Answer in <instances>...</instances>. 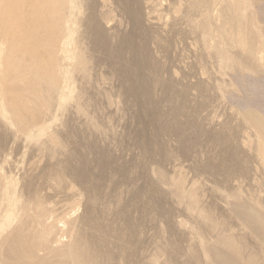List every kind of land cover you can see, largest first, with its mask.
<instances>
[{
    "label": "rangeland",
    "instance_id": "1",
    "mask_svg": "<svg viewBox=\"0 0 264 264\" xmlns=\"http://www.w3.org/2000/svg\"><path fill=\"white\" fill-rule=\"evenodd\" d=\"M143 1L144 0H141V4H140L141 5L142 20L140 21L139 26H138V24L136 25L138 28L137 30H139V35H137L135 37V43L138 44L139 46L142 44V43H140L141 38L145 37V35L147 36L150 33L145 28L146 27L149 28L152 31L151 37L153 39V41L150 43V45H148L149 53L153 56V58L157 62H159L161 64V70L160 71H158L156 73H153L151 71L149 75L146 74L145 80H147L148 83L146 84L145 88H142V90L144 91V93L146 95V97H144V98H146V99L143 98L144 101L140 102L139 101L140 93H138L137 90H136L137 91L136 93L131 91V89L134 90V88H131L130 86L128 87V84L126 83L124 78L118 74H115V71L113 69H110L109 64L106 61L104 62V60L101 56V53L94 52V51H92V49H91V51H89V49L91 48V39L89 38L90 41H88L89 39L86 38V35H85V38L83 37L84 35H82V37L84 38L83 39L81 37L83 39V43L85 42L87 45L85 43L84 44L87 47L85 45H82V47L80 46L82 43V39L80 37L79 38L81 39V42H79L78 46L81 47V48L79 47L80 49H82L84 47L87 48L88 52H90L88 54H91V53L94 54V55L91 54V56L90 55L86 56V57L89 56L87 58L89 61V64L91 62L92 63L94 62V65H93L94 68L90 64L92 69L90 66L88 67V65L86 67V69L90 68V69H88L89 71H91V72H89L90 74L88 73V71H86V69H85V71H83V75H82V73L80 74V72H79V74H78V72L74 73L75 77H73V82H74V80H76V78L79 79V78H82L81 76L86 75V74H84V72L89 74V75H87V77L89 76L90 78H92V75L96 71L95 74H98L99 76H96L94 74V76H93L94 78H92V80H91V81L94 80L93 81L94 86L90 85L92 83V82H90V78L89 77L87 78L84 76L85 77L84 80L87 79L85 81L86 83L83 80L84 77L81 79L79 84H77V80H76V82H74V88L72 90V93L70 94V97H69L67 102L59 103L57 101V104L53 103V104L49 105V103H51V101L53 102V100H50V98L48 97L49 102L47 101V104L50 107L52 106L51 108H53V105L55 104L54 105V106H56V107H54L55 112L52 111L53 109L51 110V108L45 107L44 105H46V104H43L40 107V108H42L41 110H44V112L43 111L40 112V117H41L40 122H43L42 124L44 125L45 130L42 132V135L35 137V139L30 138L29 136H24L25 134H22V133H21V137H20L19 132H16L18 134V136H17V134L14 135V132L17 131L16 129L14 130V128H16V127L13 128L12 127L13 125L12 124L10 125V123H8L9 121L7 120L8 121L7 122L5 119H4L5 125H3L4 123L0 122V124L2 123L1 127H2V125L5 126L2 129L3 131H1V128H0V151H1L0 152V168H1L0 171L2 172V174L0 172V174H1L0 176H3V174L5 175V174L9 173L8 175H6L7 176L6 179H4L5 178L4 176L1 177L2 180L3 179H4V181L8 180V182L6 181L5 182L6 184H5V183H3L4 181L2 182V180H1V182H2L1 184H4V185H1V184L0 185L1 186L6 185L4 187L5 189L4 188L3 189L8 190L11 187L10 185H14L15 182H16V184L19 183L18 185L15 184L16 185L15 188L19 187L18 188L19 190L16 191L15 189H13L15 186L14 185V186H12L13 188H10L13 190L8 191L9 193L10 192L12 193V191L15 190L14 192H16V193L15 194L12 193L11 195L13 196V199L14 198H15V200L17 199L16 203L20 202L19 203L20 205L17 204L19 206H21V204H23L24 201L27 200V198L30 201V199L31 198L33 199V197L35 195L39 196V197H37V196L34 197V200H36V202L39 201V202H37V204H36V202L34 204L33 201H30V202L28 201V203L31 204V205L29 204L28 206L31 207L32 205L41 204L40 206L43 207L45 204V206H46V207L44 206L45 211L47 209L50 212L53 209L52 214H50L51 212L50 213L48 211L47 212H48V214L52 215V217L57 218V221H54V222H57L55 225H57L59 223L58 225H60L61 230L58 227V225H57V227H58V230L60 231L59 232L60 234L58 233V230L56 229L57 227L53 226L54 225L53 219H55V218H52V223H51V221H49V220H51L50 219L51 216L49 215L50 217H47V218L49 219L48 223L51 225L53 224L52 225L53 230H55V229L57 230L54 232H57L59 235V236L56 235V238H55V239L59 240V241L57 240V243L58 242L60 243L59 247L61 248V246H64V247L67 246L69 239H71V238H69L70 234H71L72 240H70L69 244L72 243L73 241H76V235H73V234L77 233V238L79 237V239H77L78 242L80 241V239L83 242V243H81V241H80V245L82 244L81 248L82 247L84 248V249L82 248L81 250H82V252L84 251L83 253H85L86 251L87 252L89 251L87 253V256L85 254V257L92 264H95V262L97 260L98 261L96 264H99L100 262H101V264H164V263L165 264H196V263L197 264H199V263L200 264H207L208 262L206 263L205 262L206 260L204 261V259H206V258L201 256L202 253H204V248H205L203 245L206 246L208 244H211V246L209 245V247L213 248L214 245L216 244L215 245V247H216V246H218L217 242L220 241L219 239H222V237H224V236L231 238L233 242L235 239V244L237 246V249H239L241 247L240 250L241 249L242 250L241 251L238 250L239 257L241 256L240 260H242L241 258H243V257H245L244 259L247 260V258H249V256L247 257V255H250V256L252 255L251 257H253V258H254V256L257 259L259 257V259L256 260V262H257L256 264H264V259H263L264 255L262 253V248L260 247L258 242L256 243V241H257L256 238L249 231H248V233H246L247 231L245 229L243 230V228H244L243 225H242L243 227L241 228L242 223H240V221H239V224H238L237 218H235L236 216L234 215L235 217H233V215H232V213H233V211L231 210L232 207L230 208V206L234 205L237 201H239V203H241V204L245 203V204H249V205L251 204V201H252V204H254L255 199L257 201V203L255 201V204H254L255 206H258V208H259L260 202H261V205H264V167H263L264 161H262L261 157H258L259 155L257 156L258 151H257V147L255 145H257L258 139H257L256 133H254L256 131L254 130L253 127H251L249 125L247 120H244L243 116H241L242 112L245 113L247 110L249 112L254 111L252 113L256 114L260 119H263V121H264V71H263L264 68H263V70L256 69L254 71L253 69H255V68L253 66H251V68L248 67L249 70H246V71L244 70V72L245 73L249 72V73L245 74L242 71L244 75L241 72H234V71L228 70V69L226 71V69L224 70V68H222L221 66L220 67L224 71H220L221 68L219 67L220 69H218L219 62L216 61V60H218L217 57H215L212 54V51H210L209 47H208L209 52L206 51L207 46L205 49L204 48L205 45H203L204 44L203 42H201L202 43V46H201L200 36H198V34L196 36V33L193 31L194 30L193 27L190 26L191 25L190 20L194 21V22H198L195 20H199V18H198L199 15H202V17L201 16L200 17L203 19L204 16L207 17L209 15L208 12L210 11L211 16L209 15V17L213 18V21L215 20L213 28L216 27L215 23H217V27H216L217 30H218V28L219 29L222 28L224 30H227V29L229 30L228 27H230V28H232L231 30H229L230 34H231V32L233 33L234 32V31H232L233 26H231L230 24L228 25L226 19L223 16L225 13L223 12V14H221L223 7H224L223 11H225V9H226L225 7H227V3L230 1L233 2L232 0H222V1L216 0V3H214L215 0H207V2H205L206 0H204V1L199 0L201 3H204V4H201L200 8L202 9V7H204L203 10L205 9L207 12L205 10L204 11L202 10L200 12L198 11L195 13L191 12V10L189 8L191 6V3H189L190 0L189 1L187 0V3H185L186 0L185 1L180 0L181 2L185 3L184 4L185 6H180V5H183V3L181 4V2L179 0H177V2H179V5L176 2V0H167V1L165 0V2H162V0H155V1L150 0V2L154 3L155 5L150 3L148 0L145 1V4ZM209 1H211V3L213 2L215 7L214 6L212 7L213 4H210ZM217 1H218V3H223V4L220 5L217 3ZM236 1H239V0H236ZM240 1H242V0H240ZM157 3H158V5L156 6ZM169 3H172L173 6L175 5L174 8H173V6H171L172 4H169ZM161 4H162V6H159ZM187 4H188V6H186ZM225 4H226V6H225ZM151 5H153V6H151ZM206 5H207V8L210 7L213 9H211V10H210V8L207 9ZM248 5H246L245 8L242 7V10H245V12H247L249 10L247 15H250L251 13H253V16H251L252 14L250 16L253 17L256 27L253 28L254 30L251 29L252 32L254 31L253 33H255V37L251 32H249L250 30L246 29L247 30L246 31L244 29L247 32L246 36L249 35L248 38H250L251 41L253 38L256 39V40H254L255 42L257 41V38H258V40H262L263 44H264V0H251V4H250L251 6H248ZM149 6H150V8H149ZM178 6H180V7H178ZM144 7H147V8H144ZM181 7H183V8H181ZM187 7H188V10H187ZM178 8H180V9H178ZM247 8H249V9H247ZM146 9L149 10V12H151V11H152V13L154 12L153 14L150 13L151 15H154L155 13H157V14L160 13V14L159 15L155 14L156 17L154 15V18H152L153 16L151 17V15H148L149 12L146 11ZM150 9H151V11H150ZM177 9H178V11L179 10L180 11L177 12ZM82 10H83V8H82ZM173 10H174V12H173ZM219 10H221L220 13H219ZM84 11H85V8L81 12V17H83V18L86 16V14H84V13H86V11L85 12ZM181 11H182V13H181ZM188 11H190V12L188 13ZM211 11L212 12L214 11L215 13H212ZM201 12H203V13H201ZM127 13H128V10L126 11V15H123V17L121 19L120 25L121 24L122 25H121V28H119L120 30H118V32H117L119 34L116 36L114 35L115 33H113V29L115 28V24L114 23L107 24L106 22H102L103 30L106 33L110 34V36H112L111 38H112L113 42H115L116 38H118V37L126 36L127 33L130 31L131 27H133L135 25V23L131 21L129 15L127 17ZM175 13H177L178 15L180 13V15L178 16ZM185 13H187V14H185ZM196 13H197V16H195ZM207 13H208V15H207ZM183 14H184V16H183ZM176 15L178 17H176ZM218 15H219V17L223 16V18L221 17L220 19H218L219 18V17H217ZM147 16L150 18L148 19ZM186 16H188V17H186ZM212 16H215V18ZM157 17H158V19H157ZM164 18H165V20H164ZM183 18H185V20ZM187 18H190L189 24H188V21H186ZM194 18H197V19H194ZM148 20H152V21L154 20L153 22H155V20H156L157 24L156 23L154 24L151 21L149 22ZM158 20H159V22H158ZM175 20H177V21H175ZM221 20H223V22L219 23ZM147 22H148V24H147ZM172 22H174V23L172 24ZM150 23H152V24H150ZM225 23H226L227 27L225 26ZM140 24H142V25H140ZM164 24H166V26ZM175 24H176V26H175ZM82 25H83L82 22L78 23V25H77L78 31H80V33L82 32L81 34H83V32H84L83 30L85 29L84 25L83 26ZM218 25H219V27H218ZM156 26H157V29L155 28ZM164 26H165V28H162ZM157 30H159L160 32ZM183 31H185V32H183ZM188 31H190L192 33L188 32ZM179 34H181V35H179ZM250 34H252V36ZM154 35L157 38H155ZM192 35H194L195 37L194 36L192 37ZM186 36H188V37H186ZM230 36H231L230 42L232 45L233 44L232 43L233 38L235 37V35L231 34ZM258 36H260V37H258ZM198 37L200 38L199 42H197V40L199 39ZM260 38H262V39H260ZM86 39H87V41H85ZM161 39H162V42H163V40H164V42H166V43L163 42V46H162V43L160 44ZM156 40H158V41H156ZM215 40H218L219 41V42L217 41L218 43L224 42V40H221V39L219 40L217 38H215ZM154 41H156V42H154ZM178 41H180V42H178ZM157 44L161 45L160 46L161 49L159 47H157ZM175 44L177 47L175 46ZM231 45H229V46L232 48V50H234L232 47L233 45L232 46ZM153 46H154L155 50H154ZM226 46L229 47L228 45H226ZM230 47H229V49H230ZM204 51L206 54L207 53H209V54L206 55L204 53ZM258 52H260V53L256 54V55H258V57L263 56L261 58V60L263 59L262 60L263 63L259 62L262 66V64L264 65V53H262V51H260V50ZM202 54H203V56H202ZM261 54H263V55H261ZM210 56H211V58H210ZM212 56H214V57H212ZM156 57H158V58H156ZM202 57H204V58H202ZM207 58L208 59L210 58V60L212 59L211 62L209 60L210 63L208 62ZM103 65H104V67H103ZM163 65H164V67H163ZM202 67H203V69L206 67L205 70H203ZM103 68H105V69H103ZM162 68H163V71H162ZM244 69H247V68L244 67ZM251 70H253V73H259V74L253 75ZM92 71H93V73H92ZM215 72H216V74H215ZM250 72L252 73L251 75H249ZM226 73H229V74H226ZM76 74L81 75V76L77 77ZM101 74H102V76L100 77ZM222 74H223V76H222ZM97 77H98V79H97ZM103 77L105 78V82L107 81L106 82L107 84L104 82ZM107 77H108V79H107ZM109 78H111L112 81L109 80ZM224 78H226V79H224ZM96 79H97V81H95ZM227 79H229L230 81ZM87 81H88V83H87ZM102 81L105 84H103ZM78 82H79V80H78ZM83 82L86 84L85 87L87 86L86 87L87 89L86 88L84 89V84H81ZM110 82H112V84ZM96 84H97V86H96ZM100 84H102V85H100ZM88 85H89V87L92 88V89L90 88L91 90H94V87H96V89H98L97 87L100 88L103 85L105 87L100 88V89L103 88V90L101 91V94H100L99 93L100 89H98L99 92L96 91V89L92 92H91V90L89 91ZM106 86H108V87H106ZM81 88H82V91H84L83 93L87 94L88 93L87 91H89L90 94L89 95L85 94L87 96V97H85V95L81 92ZM221 88H222V91H221ZM231 88H233V89H231ZM78 91H80L79 92L80 96H77ZM95 92H97V93H95ZM152 92H154V93H152ZM217 92H219V93H217ZM142 93L143 92H141V94ZM147 93H148V97H147ZM82 95H84L85 100H87V101H85L84 98H81V100H80L81 102L79 101L77 103V101L79 100L78 97L79 98L83 97ZM222 95H223V97H222ZM51 96L54 97L53 95H51ZM88 96L90 97V99ZM52 97H51V99H54ZM94 97H95V99H94ZM55 98H56V96H55ZM222 98H224V99L221 100ZM75 99H76V101H75ZM55 100L56 99H54V101ZM88 100H89V102H88ZM93 100H94V102L96 100V102L94 104H93ZM84 102L86 104H84ZM87 102L89 104L91 102L92 105H89ZM70 104H71V107H70ZM76 104H80L82 106L80 107V105L78 106ZM86 105L88 108H85ZM112 105H114V106H112ZM72 106H73V108H72ZM76 106L80 109L83 108L82 109L83 112L86 111L84 109H87V111H86L87 114H86V112L84 114L82 111H80V110L78 111V108ZM43 107H45L47 109H44ZM66 107L68 108V110ZM74 109L76 111V114L73 111ZM88 109H89V111H88ZM45 110H47L48 112ZM50 110L53 113H51ZM39 111H40V109H39ZM111 111H113V112H111ZM88 112H90V113H88ZM41 113H42V115H41ZM237 113H239V114H237ZM89 114H90V116H89ZM48 115H50L51 117H49ZM83 115H85V116H83ZM87 115L92 120L91 119L87 120L86 119V118H88ZM43 116L44 117L48 116L45 118L46 121L43 120V118H44ZM94 119H96L95 121H99V122L93 121ZM90 120L93 122H91ZM1 121H3V120H1ZM86 122H87V124H86ZM88 123L90 124V126ZM96 123H98V127H99L98 131L99 132L97 131V124ZM6 125H8L9 127H7ZM91 125L94 128L96 127V129L91 128ZM10 126H11V128H10ZM5 128H7V129H5ZM8 128L12 129L13 132H11V130ZM4 129L7 131V135L9 134L8 135L9 137L14 135L15 138H13V137L7 138L5 135L6 131L4 132ZM9 130H10L11 134L8 133ZM3 132H4V134H3ZM1 134L5 135V137L2 136ZM52 136L53 137L55 136L56 138L54 137L52 140V138H50ZM26 137H29V138L25 139ZM5 139H7V140H5ZM55 139H57L56 140L57 142L55 141ZM18 140H20V141L22 140L21 143ZM27 140H31V142H29ZM51 141H54L53 146H52ZM36 142H37V144H36ZM50 142H51V146L49 144ZM57 143H59V145ZM210 143H211V145H210ZM47 144H49V145L47 146V149H46ZM37 145H38V147H37ZM56 145L58 146L57 148H59V146L61 148V146H62V148H61L62 150L60 149V151H62V152L57 151V150H59V149H57V150H54V153H52L53 148ZM234 145H236V146H234ZM39 146H40V149L45 147V152L43 149L40 150ZM64 146H65V150H67L66 152L64 150ZM51 147H53V148L51 149ZM245 147H246V149H244ZM49 149L51 152H48ZM234 149L236 152L234 151ZM228 150H230V151H228ZM232 150H233V153H235V154L230 153ZM242 150H243V154H241ZM46 151H47L48 155L46 154ZM2 153H3V156H2ZM50 153H52L53 155L56 154L54 156L51 154V156H53L54 158L49 155ZM223 153L226 156H223ZM229 153H230V155H229ZM236 154H237V157H236ZM66 155H67V157H66ZM232 155H234L235 157ZM50 158L51 159L53 158L54 160L52 159V162H50L51 161ZM1 159L2 160L4 159L3 160L4 163L1 162ZM41 159H43V160H41ZM232 159L234 162V163L233 162L232 163L234 165L232 163H230L231 165L229 164V161L231 162ZM69 160L71 161V163ZM54 161L55 162L57 161L56 163H58V164L61 162L63 163V161H64V163H67L68 165L63 163L64 165L62 167L61 166L62 163H61V165L59 164L62 167L61 168L58 166V164L53 165ZM5 162H7V163H5ZM49 162L51 163V165H49L50 164ZM238 162H242V163H238ZM220 163H223V164H220ZM259 163H261L263 165H261ZM41 164H43V165H41ZM80 164H82V165H80ZM242 164L245 165L246 167L243 166ZM1 165L2 166L4 165V167L6 169L4 167H2ZM260 165L262 166V168ZM51 166L53 168L56 166V168H54L55 170ZM257 166H258V168H257ZM234 167H236L237 170ZM2 168L4 170H6L7 172L5 171V173H4V170ZM60 168H61V170H60ZM256 168L260 169V170H256ZM9 169H10V171H9ZM71 169H72L73 173L70 172ZM152 169H153V171H151ZM27 170H28V172H27ZM100 170H102L104 172L103 177H100ZM244 170L245 171L247 170V171L245 172ZM42 171H43V173H41ZM240 171H242V172L239 173ZM48 172H50L51 174ZM83 172L84 173L88 172L91 176L90 178L88 177V180L86 179L87 181L82 180L81 173H83ZM60 173L62 174V176H60L61 175ZM258 173H260V174H258ZM159 174L161 176H158ZM162 174L164 177L162 176ZM37 175L39 177L38 181H42V182L37 181V178H38V177L36 178ZM40 175L42 178L40 177ZM49 175L50 176L52 175L51 176L52 178H50ZM53 175H56V176L58 175V177L62 180V183L59 182L60 179H58V177L53 176ZM166 175H167V177H168V175L170 176V177H168L167 180L165 179ZM232 175H234L233 176L234 178L232 177ZM10 177L13 178V181L11 180ZM62 177H63V179H62ZM161 177H163V178H161ZM181 177H182V179H181ZM226 177L229 180L226 179ZM40 178H41V180H40ZM46 178L48 181L46 180ZM53 178H55L54 181H56V182L53 181L55 186L53 185V182H52ZM170 178L171 179L175 178L176 180L178 178L179 181H177V182L183 183V184H184V182L186 183V185L180 184L181 189H182V187H184L182 189V191L184 190L183 193L185 195H188V194L191 195V193H193L192 197H194V199H196L195 204H196V206H198L197 209L195 208L197 210V212H196V210H194V212H193L191 209H189V211H190L189 212L188 208H187L188 205H186V202L184 200L178 199L175 196V193L173 194L174 189H172V188H174V184L176 181L173 179L174 180V183H173V180H170ZM57 179H58V181H57ZM160 179H162V180H160ZM241 179H242V181H241ZM63 180H64V183H63ZM226 180H228V181H226ZM9 181H11L10 185H7L9 183ZM36 181L38 182V184H36L37 183ZM43 181H45L47 184ZM82 181H84V182H82ZM58 182L60 183V185ZM165 182H166V184H165ZM171 183L173 186L172 188H171ZM252 183H253V185H252ZM61 184H63V185H61ZM164 184H165L166 188H165ZM56 185H57V188L59 191L56 190ZM37 186L39 187V191H35V190H38V189H36V188H38ZM169 186L173 192H171V190L168 189ZM22 187L25 191L22 189ZM26 188H28V189H26ZM59 188H61V189H59ZM260 188L263 190H261ZM33 189H35V190H33ZM193 189H195L194 191H196V192H194ZM211 189H212V191H211ZM214 189H216V190H214ZM68 190H69V192H68ZM47 191L49 193H47ZM185 191H186V193H185ZM220 191L224 192V193L220 194ZM238 191H239V193L243 192L242 193L243 195L239 194ZM18 192H20V195H22L19 198V200H18V197L20 195L18 194ZM21 192H22V194H21ZM38 192H39V194H38ZM257 192L260 196L257 194ZM23 193H25L26 196ZM41 193H43V194L41 195ZM82 193H83V195H82ZM226 193L228 195H226ZM71 194H73V195H71ZM75 194H77V195H75ZM256 194L258 195V198H257ZM16 195H19V196H16ZM29 195H31V197ZM195 195H196V197H195ZM237 195H242V196H240V198H239V196H237ZM244 195H245V197H244ZM24 196L25 197L28 196V197L25 198ZM43 196H44V199L46 201L43 199ZM197 196L199 198H197ZM234 196H237L238 198L237 197L233 198ZM23 197H24V201L22 199ZM69 197H70V199H69ZM254 197H256V198H254ZM39 198H41V199H39ZM78 198H80L81 200ZM241 198H242V200L240 201ZM249 198H250V201L248 200ZM252 198H253V200H252ZM259 198H260V200H259ZM75 199H76V201H75ZM177 199H178V201L180 200L181 202L184 201L185 204H184V202L183 203L178 202ZM42 200L44 202H46L47 205ZM246 200L249 202L247 203ZM78 201H80V202H78ZM31 202H33V203H31ZM65 202H69V204H68L69 207L65 208V206L67 205V203H65ZM70 202H72L74 204H71ZM229 202L231 205H229ZM28 203H24V205H27ZM48 203H51V204H48ZM197 203H199V205H197ZM2 205H4V203H2ZM49 205L52 206L51 207L52 209L50 208ZM48 206H49V208H48ZM71 207H72L73 211L70 210ZM75 207H76V209H73ZM68 208H69V211H68ZM185 208L187 209L188 212L186 211ZM229 209L231 211H228ZM259 209L264 212L262 206ZM54 210L58 212L59 216L62 215L61 212H64L63 216L59 217ZM202 210H203V212H202ZM212 210L213 211L215 210V211L213 212ZM198 211L200 212V214ZM68 212H70V213H68ZM208 212H209V214L211 213L210 214L211 216L210 215L208 216ZM228 212H232V213H228ZM192 213H194V214L197 213L200 218L197 215L196 216L193 215ZM202 213H204V214H202ZM205 213H207V214H205ZM212 213H213V215H212ZM201 214L203 216L204 215L205 216L204 217L202 216V218H201V216H200ZM56 215L59 217V219ZM65 215H66V217H64ZM215 215H217L216 218L215 219L212 218ZM67 216H69V217H67ZM193 216H195V218ZM196 217L199 219V221H198V219H196ZM208 217L212 218V220L211 219L210 220L211 221L214 220L213 221L214 223H217V221L219 220L218 221L219 223H217L219 226L218 225L216 226L212 222L217 228L220 227L219 229H216L217 231L215 230V226L211 223V221L209 220ZM204 218L207 221L209 220L210 223L209 222L206 223V220H204ZM217 218H219V219H217ZM216 219H217V221H216ZM58 220L61 223L58 222ZM65 220H66V222H64ZM64 223H66V224L64 225ZM70 224L71 225L73 224L72 227ZM221 225L222 226L227 225L229 227V229L227 226H223L222 229L224 228L225 230H220ZM229 225L233 226V228ZM198 226H199V228H198ZM85 227H86V229H85ZM209 227H210L211 231H210ZM72 228H74V229H72ZM212 228L216 232H214L212 230ZM233 229L234 230L237 229V230L234 231ZM198 230L201 233H199ZM218 230L220 231L219 234H218V232H219ZM229 230L231 231V233ZM206 231H207V233H206ZM241 231L242 232L246 231V232L242 233ZM211 232H214L217 235L216 234L212 235L213 233H211ZM232 232H235L236 236H238V234H240L238 236L239 238H237L234 235V233H232ZM57 233H55V234H57ZM249 234H251V236H253L252 237L253 239L250 238L251 236H249ZM78 235H80V236H78ZM142 235H143V238H142ZM218 235H221V236L219 237ZM229 235H231L233 237H231V236L229 237ZM217 236L219 237V239L217 238ZM73 237H74V239H73ZM200 237H201L202 243L204 242L203 245L201 243L202 246L200 245V243H198V241L201 242L200 240H198V238L200 239ZM245 237H246V239H245ZM240 239H242V240H240ZM211 241H212V243H211ZM192 242H194V243H192ZM207 242H208V244H207ZM214 242H216V243L213 245ZM241 242H243V243H241ZM253 242L255 245L253 244ZM237 243H239V244H237ZM58 244L54 243V246L57 247ZM198 244L201 247H199ZM238 245H239V247H238ZM110 246H111V248H110ZM246 246H249V247L247 248ZM253 246H254V248H252ZM94 247H95V249H94ZM196 247H198V248H196ZM206 247L208 248V246H206ZM201 248H202L203 252H201ZM245 249H246V251H245ZM247 249H249V251ZM251 250H252V252H251ZM257 250H259V252L260 251L261 252L259 253ZM239 251L241 253L243 251L244 254L240 255ZM253 251H255V252H253ZM90 252H91V254H89ZM92 252H93V254H92ZM191 252H193V253L197 252L199 254L196 253L197 254V256H196ZM98 253H99V255H98ZM246 253H248V254H246ZM261 253L263 256L261 255ZM39 254H42V253L40 252ZM194 256H196L197 259ZM200 257H201V259H200L201 261H199ZM256 258H254V260ZM244 259H243V261H244ZM93 260H94V263H93ZM260 260L262 261V263ZM258 261H260V263ZM157 262H159V263H157Z\"/></svg>",
    "mask_w": 264,
    "mask_h": 264
},
{
    "label": "bare ground",
    "instance_id": "2",
    "mask_svg": "<svg viewBox=\"0 0 264 264\" xmlns=\"http://www.w3.org/2000/svg\"><path fill=\"white\" fill-rule=\"evenodd\" d=\"M145 1L144 0V4H145ZM150 2V0H148ZM155 1V0H154ZM167 1V0H166ZM180 1V0H179ZM185 1V0H184ZM189 1V0H188ZM204 1V0H203ZM222 1V0H221ZM233 2H228L227 3V7H225V11L224 10V7H223V10H222V13L223 12L225 13L223 16L224 18L226 19L228 25L230 24L231 26H233V30L234 31L233 33L231 32V34H234L235 37L233 38V46L231 45V34H230V31L232 28L228 27L229 30H224V29H219L217 30V23H215L216 25V29L213 28L214 26V21H213V18L209 17L210 15V11L207 13V17L204 16V18L202 19V15H199V20H195V21H198V22H194V21H191L190 18H187L186 21H188V24H189V20H190V23L193 27V31L196 33V36L198 34V36H200L201 38V42H203L205 45L204 48L206 49V46H207V52L208 51V47L210 48V51H212V54L217 57V59L219 60H216L217 62H219L218 64V69H220L221 67L224 68V70L227 69L228 70H232L234 72H241L243 74L244 70H249L248 67L251 68V66H253L255 69H253L254 71L256 69H261L263 70L264 68V65L259 63V62H262L261 58L263 56H260L258 57V52L259 50L262 51V53H264V44H263V41L262 40H258L257 38V41L255 42L254 40L256 39H252V42L250 40V38H248V36H246V31L247 30H250L249 32H251L254 37H255V33H253L251 31L254 30L253 28H255V21L253 19V13H251L250 15H247L248 11L245 12V10H242V7L245 8L246 5L248 6H251V0H242V1H234L232 0ZM158 2V1H157ZM162 2H165V0H162ZM170 2V1H169ZM177 2V0H176ZM181 2V1H180ZM207 2V0L205 1ZM210 4H213V2L211 3V1H209ZM225 2V1H224ZM152 3V2H150ZM156 3V2H155ZM175 3V2H174ZM178 5H179V2H177ZM183 2H181L182 4ZM187 3V0L186 2ZM183 3V5H180V6H185ZM189 3H191V6L189 7L191 12H200L203 10L204 7H202V9L200 8L201 4H204V3H201L199 0H190ZM188 3V4H189ZM216 3V0L215 2ZM218 3V1H217ZM141 0H0V122L4 123L3 125H5V121L4 119L10 123V125L12 124L14 130L16 129L17 131L14 132V135H16L17 133L16 132H19L20 134V137H21V133L22 134H25L24 136H29L30 138H34L35 137H38L40 135H42V132L45 130V127L44 125L42 124L43 122H40V112L44 110H41L42 108H40L43 104H46L44 105L45 107H49L51 108L50 106H48L47 104V101L49 102V99L48 97L50 98V100H53V102L51 101L50 104H57V101L59 103H65L68 101L69 97H70V94L72 93V90L74 88V82H76L77 80V84L80 83L81 79L85 76L87 77V75H89L91 71H89L88 69H86L87 65L88 67L92 65V67L94 68V62L90 63L89 64V61H88V57H86L87 55H90L91 54H88L90 52H88L87 48H82V45H85L83 43V39L85 38V35H86V38H90L91 39V48L89 49V51H94V52H99L101 53V56L104 60V62L106 61L109 66H110V69H113L115 71V74H118L120 75L121 77L124 78V80L126 81V83L128 84V87L130 86L131 88H134L131 89V91L133 92H137L140 93L139 95V101H144V97H146L144 91L142 90V88H145L146 87V84L148 83L147 80H145L146 78V74H150V72L152 71L153 73H156L158 71L161 70V64L159 62H157L153 56L149 53V48H148V45H150V43L153 41L151 35H152V31L147 28V29L150 33L145 37L141 38V41L140 43H142L140 46L138 44L135 43V37L137 35H139V30H137V24L139 26V23L140 21L142 20V15H141ZM147 4V3H146ZM153 5H155L154 3H152ZM169 4H172V3H169ZM188 4L186 6H188ZM206 4V3H205ZM218 4H223V3H218ZM150 5V4H149ZM151 5V6H153ZM158 5V3L156 4V6ZM177 5V4H176ZM209 5V4H208ZM146 6V5H145ZM159 6H162L159 5ZM173 6V4L171 5ZM175 6V5H174ZM173 6V8H174ZM178 6V7H180ZM203 6V5H202ZM205 6V5H204ZM210 6V5H209ZM214 6V4L212 5V7ZM226 6V4H225ZM148 7V6H147ZM147 7H144V8H147ZM211 7V6H210ZM209 7V8H210ZM215 7V6H214ZM85 8V11L86 13V16L83 18L81 17V12L83 11ZM150 8V6H149ZM158 8V7H157ZM156 8V9H157ZM161 8V7H160ZM177 8V7H176ZM175 8V9H176ZM183 8V7H181ZM206 8H207V5H206ZM207 8V9H209ZM241 8V9H240ZM155 9V8H154ZM180 9V8H178ZM177 9V12H179ZM213 9V8H210V10ZM222 9V8H221ZM249 9V8H247ZM128 10V13H127V17L129 15L130 19L132 22L135 23V25L133 27H131L130 31L127 33L126 36H122V37H118L116 38V41L113 42L112 41V36H110V34L106 33L103 28H102V22H106L107 24H111V23H114L115 24V28L113 29V33H115L114 35H118L119 33L118 30H120L119 28H121V25H120V22H121V19L123 17V15H126V11ZM161 10V9H160ZM182 10V9H181ZM187 10H188V7H187ZM205 10V9H204ZM203 10V11H204ZM252 10V9H251ZM250 10V11H251ZM255 10V9H254ZM84 11V12H85ZM146 11L149 12V10L146 9ZM151 11V9H150ZM159 11V10H158ZM168 11V10H167ZM184 11V10H183ZM206 11V10H205ZM253 11V10H252ZM251 11V12H252ZM147 12V13H148ZM157 12V11H156ZM163 12V11H162ZM174 12V10H173ZM186 12V11H185ZM190 11H188L189 13ZM207 12V11H206ZM212 12V11H211ZM221 12V10H219V13ZM149 12L148 15H151ZM154 13V12H153ZM152 13V14H153ZM182 13V11H181ZM203 13V12H201ZM205 13V12H204ZM212 13H215L214 11ZM250 13V12H249ZM157 14V13H155ZM154 14V15H155ZM160 14V13H159ZM157 14V15H159ZM169 14V13H168ZM177 14V13H175ZM187 14V13H185ZM191 14V13H190ZM193 14V13H192ZM200 14V13H199ZM255 14V13H254ZM146 15V14H145ZM154 15H151L152 18H154ZM178 15V14H177ZM176 17H178L179 15ZM194 15V14H193ZM204 15V14H203ZM220 15V14H219ZM219 15L217 17H219ZM116 16V17H115ZM163 16V15H162ZM166 16V15H165ZM184 16V14H183ZM197 16V13L196 15ZM201 16V17H200ZM211 16V15H210ZM223 16H221L223 18ZM148 17V16H147ZM156 17V15H155ZM181 17V16H180ZM188 17V16H186ZM190 17V16H189ZM194 17V16H193ZM215 18V16H212ZM221 17H219L218 19H220ZM150 17H148L149 19ZM202 20H201V19ZM158 19V17H157ZM185 20V18H183ZM182 19V20H183ZM194 19H197V18H194ZM193 19V20H194ZM217 19V18H216ZM257 19V18H256ZM255 19V20H256ZM165 20V18H164ZM178 20V19H177ZM175 20V21H177ZM149 22L151 21L152 23H156V20L155 22H153L152 20H148ZM181 21V20H180ZM185 21V22H186ZM217 21V20H216ZM82 22L85 29L83 30V34L80 33V31H78V23ZM159 22V20H158ZM218 22V21H217ZM223 20H221L219 23H222ZM150 23V24H152ZM166 23V22H165ZM174 22H172L173 24ZM182 23V22H181ZM105 24V23H104ZM148 24V22H147ZM157 24V23H156ZM162 24V23H161ZM179 24V23H178ZM187 24V23H186ZM185 24V25H186ZM82 25V26H83ZM142 25V24H140ZM166 26V24H164ZM184 25V26H185ZM220 25V24H219ZM218 25V27H219ZM222 25V24H221ZM262 25V24H261ZM81 26V25H80ZM79 26V27H80ZM109 26V25H108ZM162 27V28H165ZM176 26V24H175ZM174 26V27H175ZM225 26H226V23H225ZM259 26V25H258ZM263 26V25H262ZM107 27V26H106ZM118 27V28H117ZM170 27V26H169ZM181 27V26H180ZM227 27V26H226ZM111 28V27H110ZM143 28V27H142ZM157 29V26L155 27ZM154 28V29H155ZM168 28V27H167ZM166 28V29H167ZM172 28V27H171ZM170 28V29H171ZM186 28V27H185ZM188 28V27H187ZM258 28V27H257ZM263 28V27H262ZM181 29V28H180ZM183 29V28H182ZM189 29V28H188ZM246 31H245V30ZM260 29V28H259ZM168 30V29H167ZM186 30V29H185ZM256 30V29H255ZM82 31V30H81ZM159 31V30H157ZM162 31V30H161ZM164 31V30H163ZM191 31V30H190ZM188 31V32H190ZM258 31V30H257ZM154 32V31H153ZM160 32V31H159ZM167 32V31H166ZM169 32V31H168ZM185 32V31H183ZM193 32V33H194ZM256 32V31H255ZM263 32V31H262ZM112 33V34H113ZM163 33V32H162ZM161 33V34H162ZM192 33V32H190ZM189 34V33H188ZM187 34V35H188ZM252 34H250L252 36ZM82 35H84L82 37ZM150 35V36H149ZM157 35V34H156ZM163 35V34H162ZM181 35V34H179ZM195 35V34H194ZM192 35V37L194 36ZM259 35V34H258ZM164 36V35H163ZM233 36V35H232ZM82 39V43H81V47L78 46L79 45V42H81V39ZM155 37V35H154ZM166 37V36H165ZM164 37V38H165ZM180 37V36H179ZM184 37V36H183ZM188 37V36H186ZM191 37V38H192ZM195 37V36H194ZM219 37V38H218ZM257 37V36H256ZM260 37V36H258ZM80 40H79V39ZM157 38V37H155ZM178 38V37H177ZM199 38V37H198ZM200 38L197 40V42H199ZM215 38L217 39H221V40H224L223 43H218L219 41L218 40H215ZM90 39L88 41H90ZM114 39V38H113ZM262 39V38H260ZM177 40V39H176ZM179 40V39H178ZM87 41V39L85 40ZM158 41V40H156ZM154 41V42H156ZM167 41V40H166ZM218 41V42H217ZM262 41V42H261ZM160 42V41H159ZM164 42V40H163ZM163 42H162V39H161V42L160 44L162 43V46H163ZM180 42V41H178ZM114 43V44H113ZM166 43V42H164ZM230 43V44H229ZM182 44V43H181ZM87 45V44H86ZM85 45V46H86ZM226 45H231L233 47L234 50H232V48L230 47H227ZM89 46V45H88ZM161 45L157 44V47H160ZM176 46V44H175ZM183 46V45H182ZM201 46H202V43H201ZM80 47V48H79ZM87 47V46H86ZM152 47V46H151ZM168 47V46H167ZM177 47V46H176ZM192 47V46H191ZM197 47V46H196ZM235 47V48H234ZM154 48V46H153ZM165 48V47H164ZM176 49V48H175ZM193 49V48H192ZM204 49V50H205ZM155 50V48H154ZM203 50V49H202ZM86 51V52H85ZM178 51V50H177ZM194 51V50H193ZM156 52V51H155ZM203 52V51H202ZM257 52V53H256ZM205 53V51H204ZM206 54V53H205ZM209 54V53H207ZM206 54V55H207ZM94 55V54H92ZM167 55V54H166ZM260 55V54H259ZM263 55V54H261ZM99 56V55H98ZM201 56V55H200ZM203 56V54H202ZM212 56V57H214ZM191 57V56H190ZM207 57V56H206ZM205 57V58H206ZM95 58V57H94ZM158 58V57H156ZM201 58V57H200ZM204 58V57H202ZM211 58V56H210ZM210 58L208 59V62L210 60ZM91 59V58H90ZM215 59V58H214ZM93 60V59H92ZM99 60V59H98ZM212 60V59H211ZM210 60V62H211ZM91 61V60H90ZM94 61V60H93ZM156 61V62H155ZM203 61V60H202ZM96 62V61H95ZM191 62V61H190ZM204 62V61H203ZM202 62V63H203ZM209 62V63H210ZM213 62V61H212ZM216 62V63H217ZM263 63V62H262ZM97 64V63H96ZM106 64V63H105ZM260 66H259V65ZM202 65V64H201ZM212 65V64H211ZM207 66V65H206ZM221 66V67H220ZM91 67V69H92ZM104 67V65H103ZM164 67V65H163ZM220 67V68H219ZM244 67H246L247 69H244ZM98 68V67H97ZM101 68V67H100ZM106 68V67H105ZM103 68V69H105ZM206 68V67H205ZM205 68L202 69L205 70ZM221 70L220 71H224V70ZM88 71V73H85L86 75L84 76H81V75H77V77H82V78H76V80H74L73 82V77L74 76V73L80 72V74L82 73L83 75V71ZM102 69V68H101ZM214 69V68H213ZM96 70V69H95ZM98 70V69H97ZM107 70V69H106ZM253 70L252 73H253ZM101 71V70H100ZM162 71H163V68H162ZM219 71V72H220ZM243 71V72H242ZM264 71V70H263ZM262 71V72H263ZM96 72V71H95ZM94 72V74H95ZM102 72V71H101ZM100 72V73H101ZM111 72V71H110ZM205 72V71H204ZM93 73V71H92ZM98 73V72H97ZM218 73V72H217ZM245 73V72H244ZM249 72L245 73V74H248ZM250 72L249 75L252 74ZM94 74L92 75V78H94ZM103 74V73H102ZM102 74L100 75V77L102 76ZM216 74V72H215ZM226 74H229V73H226ZM225 74V75H226ZM254 74H259V73H253ZM96 76H99L98 74H95ZM165 75V74H164ZM234 75V74H233ZM241 75V74H240ZM244 75V74H243ZM95 76V77H96ZM211 76V75H210ZM220 76V75H219ZM223 76V74H222ZM85 77L83 78V80L85 79ZM89 77V76H88ZM87 77V78H88ZM106 77V76H105ZM254 77V76H253ZM90 78V77H89ZM92 78H90V82H92L90 85H93L94 84V80H92ZM104 78V77H103ZM114 78V77H113ZM75 79V78H74ZM98 79V77H97ZM97 79L95 81H97ZM102 79V78H101ZM108 79V77H107ZM159 79V78H158ZM226 79V78H224ZM223 79V80H224ZM79 80V82H78ZM87 80V79H86ZM84 80V82L86 81ZM109 80H111V78H109ZM118 80V79H117ZM122 80V79H121ZM208 80V79H207ZM229 80V79H227ZM232 80V79H231ZM89 81V80H88ZM87 81V83H88ZM100 81V80H99ZM112 81V80H111ZM120 81V80H119ZM230 81V80H229ZM81 83V84H84V89L87 87H85V83ZM104 82H105V78H104ZM107 82V81H106ZM105 82V83H106ZM244 82V81H243ZM96 83V82H95ZM99 83V82H98ZM101 83V82H100ZM103 83V81H102ZM103 83V84H105ZM112 84V82H110ZM109 83V84H110ZM117 83V82H116ZM216 83V82H215ZM223 83V82H222ZM231 83V82H230ZM107 84V83H106ZM114 84V83H113ZM118 84V83H117ZM211 84V83H210ZM218 84V83H217ZM102 85V84H100ZM99 85V86H100ZM149 85V84H148ZM153 85V84H152ZM220 85V84H219ZM233 85V84H232ZM81 86V85H80ZM83 86V85H82ZM94 86V85H93ZM97 86V84H96ZM124 86V85H123ZM218 86V85H217ZM101 87H105L104 85L101 86ZM100 87V88H101ZM108 87V86H106ZM111 87V86H110ZM235 87V86H234ZM83 88V87H82ZM82 88H81V92L83 93L84 91H82ZM88 88H89V91L92 89L91 87H89L88 85ZM91 88V89H90ZM98 89H100L99 87H97ZM151 88V87H150ZM207 88V87H206ZM77 89V88H76ZM79 89V88H78ZM87 89V88H86ZM96 89V87H94V90ZM98 89H96V91H98ZM127 89V88H126ZM225 89V88H224ZM233 89V88H231ZM237 89V88H236ZM94 90H91L94 91ZM103 90L100 89L98 92L101 94V91ZM137 90V91H136ZM156 90V89H155ZM87 91L88 95L90 94V92ZM106 91V90H105ZM140 91V92H139ZM221 91H222V88H221ZM226 91V90H225ZM231 91V90H230ZM80 91H78V94L77 96H80L79 94ZM86 92V91H85ZM124 92V91H123ZM141 92H143L141 94ZM227 92V91H226ZM225 92V93H226ZM239 92V91H238ZM81 93V94H82ZM97 93V92H95ZM109 93V92H108ZM128 93V92H127ZM154 93V92H152ZM219 93V92H217ZM84 95L86 93H83ZM86 94V95H87ZM51 95H53L54 97H52ZM82 95L83 97H78V101L77 103L81 100V98H84L85 100V97H87L85 95ZM110 95V94H109ZM221 95V94H220ZM56 99L54 101V99H51V97ZM56 96V98H55ZM98 96V95H97ZM96 96V97H97ZM217 96V95H216ZM89 97V96H88ZM105 97V96H104ZM111 97V96H110ZM147 97H148V93H147ZM203 97V96H202ZM223 97V95H222ZM77 98V97H76ZM144 98V99H143ZM225 98V97H224ZM224 98H222L221 100H223ZM90 99V97H89ZM95 99V97H94ZM76 101V99H75ZM87 101V100H85ZM91 101V100H90ZM202 101V100H201ZM81 102V101H80ZM89 102V100H88ZM87 102V103H88ZM92 102V101H91ZM90 102L89 105H92ZM96 102V100H95ZM94 100H93V104L95 103ZM136 102V101H135ZM139 102V103H140ZM225 102V101H224ZM76 103V102H75ZM74 103V104H75ZM83 103V102H82ZM54 104V105H55ZM72 104V103H71ZM71 104H70V107H71ZM81 104V103H80ZM80 104H76V105H80ZM84 104H86L84 102ZM83 104V105H84ZM87 104V105H88ZM142 104V103H141ZM247 104V103H246ZM53 105V108H51L52 111L55 112L54 110V106ZM69 105V104H68ZM86 105L85 108H88ZM132 105V104H131ZM140 105V104H139ZM82 105H80L81 107ZM85 106V105H84ZM114 106V105H112ZM119 106V105H118ZM43 107L44 109H47ZM77 107V106H76ZM75 107V108H76ZM91 107V106H90ZM67 108V107H66ZM73 108V106H72ZM78 108V107H77ZM76 108V109H77ZM40 109V111H39ZM61 109V108H60ZM71 109V108H70ZM83 109V108H82ZM82 109L78 108V111H82ZM233 109V108H232ZM50 110L51 113H53L52 111ZM68 110V108H67ZM87 111V109H84ZM113 110V109H112ZM235 110V109H234ZM233 110V111H234ZM47 111V110H45ZM76 114V111L75 109L73 110ZM85 111V112H86ZM89 111V109H88ZM184 111V110H183ZM236 111V110H235ZM48 112V111H47ZM49 112V113H50ZM83 112V111H82ZM85 112H83L85 114ZM113 112V111H111ZM245 112V111H244ZM254 112V111H252ZM252 112H249L248 110L243 113L242 112V115L244 120H247V122L249 123V125L251 127L254 128V130L256 132V135H257V139H258V142H257V145H255L257 147V156L258 157H261L262 161H264V121L263 119H260L256 114L252 113ZM46 113V112H45ZM80 113V112H79ZM90 113V112H88ZM47 114V113H46ZM45 114V115H46ZM78 114V113H77ZM87 114V112H86ZM239 114V113H237ZM42 115V113H41ZM53 115V114H52ZM79 115V114H78ZM161 115V114H160ZM49 117H51L50 115H48ZM48 116H43V120L46 121V117ZM62 116V115H61ZM81 116V115H80ZM79 116V117H80ZM85 116V115H83ZM82 116V117H83ZM88 116V115H87ZM90 116V114H89ZM86 118L87 120L88 119H91V118ZM131 116V115H130ZM59 117V116H58ZM81 117V118H82ZM93 117V116H92ZM50 119V118H49ZM52 119V118H51ZM80 119V118H79ZM83 119V118H82ZM3 120V121H1ZM84 120V119H83ZM86 120V121H87ZM92 120V119H91ZM90 120V121H91ZM96 119H94L93 121H95ZM98 120V119H97ZM118 120V119H117ZM60 121V120H59ZM91 121V122H93ZM88 122V121H87ZM86 122V124H87ZM95 122H99V121H95ZM246 122V123H247ZM1 123V124H2ZM1 124H0V128H1V131H3V126L1 127ZM61 124V123H60ZM89 124V123H88ZM92 124V123H91ZM97 124V131H98V123ZM238 124V123H237ZM189 125V124H188ZM7 127H9L8 125H6ZM90 126V124H89ZM96 126V125H95ZM100 126V125H99ZM186 126V125H185ZM138 127V126H137ZM11 128V126H10ZM8 128V129H10ZM91 128H94L92 127L91 125ZM7 129V128H5ZM4 129V132L6 131ZM57 129V128H56ZM96 129V127L94 128ZM238 129V128H237ZM11 132L12 129H10ZM10 130L8 131V133H10ZM162 130V129H161ZM160 130V131H161ZM166 130V129H165ZM246 130V129H245ZM174 131V130H173ZM232 131V130H231ZM3 132V134H4ZM99 132V131H98ZM162 132V131H161ZM170 132V131H169ZM186 132V131H185ZM101 133V132H100ZM246 133V132H245ZM11 134V133H10ZM13 134V133H12ZM146 134V133H145ZM150 134V133H149ZM169 134V133H168ZM2 135V134H1ZM6 137L8 138L9 134L7 135V131H6ZM5 135H2L5 137ZM11 136L13 138H15V136ZM55 135V134H54ZM1 136V137H2ZM18 136V134H17ZM179 136V135H178ZM9 137V138H11ZM29 137H26L25 139H28ZM55 137V136H54ZM53 136L50 137L54 138ZM59 137V136H58ZM57 137V138H58ZM256 137V136H255ZM49 138V139H50ZM56 138V137H55ZM4 139V138H3ZM166 139V138H165ZM246 139V138H245ZM250 139V138H249ZM2 140V139H1ZM7 140V139H5ZM48 140V139H47ZM46 140V141H47ZM51 140V139H50ZM49 140V141H50ZM57 139H55L56 141ZM248 140V139H247ZM20 143L21 141L18 140ZM24 141V140H23ZM29 142H31V140H27ZM171 141V140H170ZM174 141V140H173ZM177 141V140H176ZM2 142V141H1ZM52 142V146H53V142L54 141H51ZM51 142L49 143L50 146H51ZM57 142V141H56ZM55 142V143H56ZM245 142V141H244ZM46 143V142H45ZM54 143V144H55ZM253 143V142H252ZM10 144V143H9ZM37 144V142H36ZM47 144L46 145V149H47V146L49 145ZM59 145V143H57ZM254 144V143H253ZM45 145V144H44ZM211 145V143H210ZM249 145V144H248ZM226 146V145H225ZM236 146V145H234ZM38 147V145H37ZM56 147V148H55ZM54 148L51 147V149L53 148V151L52 153H54V150H57L59 152H62L60 151V146L59 148H57L58 146L56 145ZM247 147V146H246ZM246 147L244 149H246ZM250 147V146H249ZM254 147V146H253ZM252 147V148H253ZM49 148V147H48ZM196 148V147H195ZM39 149H40V146H39ZM44 150L45 152V147L44 148H41ZM40 149V150H41ZM238 149V148H237ZM243 149V150H244ZM250 149V148H249ZM248 149V150H249ZM42 150V151H43ZM62 150V149H61ZM64 150H65V146H64ZM227 150V149H226ZM243 150H242V153L243 154ZM247 150V151H248ZM48 151V150H47ZM47 151H46V154H47ZM56 151V152H57ZM67 150H65L66 152ZM144 151V150H143ZM230 151V150H228ZM235 151V149H234ZM1 152V151H0ZM43 152V153H44ZM48 152H51L50 149ZM55 152V153H56ZM236 152V151H235ZM249 152V151H248ZM50 153L49 155L51 156ZM231 154L233 153V150L230 152ZM229 153V155H230ZM239 153V152H238ZM237 153V154H238ZM15 154V153H14ZM62 154V153H61ZM222 154V153H221ZM235 154V153H233ZM237 154H236V157H237ZM246 154V153H245ZM255 154V155H256ZM6 155V154H5ZM48 155V154H47ZM53 155V154H52ZM56 155V154H54ZM53 155V156H54ZM2 156H3V153H2ZM42 156V155H41ZM51 156V157H53ZM80 156V155H79ZM223 156H226L224 155L223 153ZM234 156V155H232ZM6 157V156H5ZM67 157V155H66ZM235 157V156H234ZM54 158V157H53ZM52 158V159H53ZM78 158V157H77ZM239 158V157H238ZM237 158V159H238ZM247 158V157H246ZM257 158V157H256ZM6 159V158H5ZM40 159V158H39ZM52 159L50 158V162H52ZM69 159V158H68ZM81 159V158H80ZM113 159V158H112ZM228 159V158H227ZM231 159V158H230ZM236 159V158H235ZM234 159V160H235ZM4 160V159H3ZM1 159V162L4 163ZM43 160V159H41ZM54 160V159H53ZM67 160V159H66ZM71 160V159H70ZM69 160V161H70ZM223 160V159H222ZM225 160V159H224ZM260 160V159H259ZM6 161V160H5ZM8 161V160H7ZM81 161V160H80ZM83 161V160H82ZM128 161V160H127ZM229 161V160H228ZM236 161V160H235ZM241 161V160H240ZM31 162V161H30ZM39 162V161H38ZM41 162V161H40ZM45 162V161H44ZM49 162V163H50ZM57 162V161H56ZM55 161L53 162V165L54 164H58L56 163ZM68 162V161H67ZM233 162V159L232 161L230 162L229 161V164ZM7 163V162H5ZM10 163V162H9ZM33 163V162H32ZM48 163V164H49ZM62 163V162H61ZM61 163H59L61 165ZM64 163V161H63ZM62 163V167L64 164H67V163ZM69 163V162H68ZM71 163V161H70ZM80 163V162H79ZM141 163V162H140ZM145 163V162H144ZM234 163V162H233ZM232 163V164H233ZM238 163H242V162H238ZM14 164V163H13ZM29 164V163H28ZM58 164L59 167H61L60 165ZM77 164V163H76ZM179 164V163H178ZM220 164H223V163H220ZM237 164V163H236ZM261 164V163H259ZM264 164V162H263ZM261 164V165H263ZM16 165V164H15ZM39 165V164H38ZM43 165V164H41ZM51 165V163L49 164ZM68 165V164H67ZM82 165V164H80ZM231 165V164H230ZM234 165V164H233ZM239 165V164H238ZM243 165V164H242ZM241 165V166H242ZM260 165V166H261ZM2 166V165H1ZM66 166V165H65ZM74 166V165H73ZM229 166V165H228ZM240 166V165H239ZM245 166V165H243ZM4 167V165L2 166ZM27 167V166H26ZM40 167V166H39ZM52 167V166H51ZM61 167V168H62ZM85 167V166H84ZM246 167V166H245ZM264 167V166H263ZM5 168V167H4ZM37 168V167H36ZM53 168V167H52ZM56 168V166L54 167ZM53 168V169H54ZM60 168V170H61ZM70 168V167H69ZM68 168V169H69ZM72 168V167H71ZM79 168V167H78ZM77 168V169H78ZM153 168V167H152ZM229 168V167H228ZM236 168V167H234ZM258 168V166H257ZM256 170H260V169H257ZM262 168V166H261ZM3 169V168H2ZM6 169V168H5ZM14 169V168H13ZM28 169V168H27ZM75 169V168H74ZM138 169V168H137ZM159 169V168H158ZM1 170V168H0ZM4 170V169H3ZM38 170V169H37ZM52 170V169H51ZM55 170V169H54ZM58 170V169H57ZM59 170V171H60ZM79 170V169H78ZM229 170V169H228ZM237 170V168H236ZM248 170V169H247ZM246 170V171H247ZM6 170H4V173H5ZM10 171V169H9ZM8 171V172H9ZM14 171V170H13ZM21 171V170H20ZM64 171V170H63ZM153 171V169L151 170ZM239 171V170H238ZM245 171V170H244ZM245 171V172H246ZM1 172V171H0ZM7 172V171H6ZM15 172V171H14ZM28 172V170H27ZM51 172V171H50ZM48 172V173H50ZM57 172V171H56ZM55 172V173H56ZM65 172V171H64ZM63 172V173H64ZM71 173H73L72 169L70 171ZM236 172V171H235ZM242 171H240L239 173H241ZM11 173V172H10ZM26 173V172H25ZM34 173V172H33ZM43 173V171L41 172ZM54 173V174H55ZM58 173V172H57ZM232 173V172H231ZM257 173V172H256ZM2 174V172H1ZM0 174V175H1ZM9 174V173H8ZM8 174H3V176L5 177L4 179H6V175ZM51 174V173H50ZM53 174V173H52ZM61 174V173H60ZM67 174V173H66ZM70 174V173H69ZM103 174L104 172L102 170H100V177H103ZM157 174V173H156ZM180 174V173H179ZM244 174V173H243ZM260 174V173H258ZM48 175V174H47ZM92 175V174H91ZM190 175V174H189ZM228 175V174H227ZM231 175V174H230ZM229 175V176H230ZM262 175V174H261ZM3 176H0V184L4 181V179L2 180L1 177ZM24 176V175H23ZM29 176V175H28ZM44 176V175H43ZM52 176V175H51ZM50 175L49 177L52 178ZM53 176H56V175H53ZM62 176V174L60 175ZM65 176V175H64ZM68 176V175H67ZM154 176V175H153ZM158 176H161L160 174ZM163 176V174H162ZM174 176V175H173ZM234 175H232L233 177ZM246 176V175H245ZM263 176V175H262ZM38 177V175L36 176V178ZM41 177V175H40ZM46 177V176H45ZM58 177V175L56 176ZM55 177V178H56ZM81 177H82V180L84 181H87L88 180V177L90 178V174L87 172V173H81ZM164 177V176H163ZM161 177V178H163ZM167 177V175H166ZM165 179L167 180L168 177H170L168 175V177ZM11 178V177H10ZM23 178V177H22ZM34 178V177H33ZM42 178V177H41ZM40 178V180H41ZM52 180V182L54 181V179ZM65 178V177H64ZM160 178V177H159ZM179 178V177H178ZM177 178V180L175 178H170V180H175L176 182L179 181ZM231 178V177H230ZM234 178V177H233ZM241 178V177H240ZM246 178V177H245ZM244 178V179H245ZM263 178V177H262ZM21 179V178H20ZM44 179V178H43ZM42 179V180H43ZM58 179H60L58 177ZM57 179V181H58ZM63 179V177H62ZM87 179V180H86ZM164 179V180H165ZM182 179V177H181ZM188 179V178H187ZM226 179H228L226 177ZM236 179V178H235ZM2 180V182H1ZM11 180L13 181V178H11ZM34 180V179H33ZM39 180V177L37 178V181ZM47 180V178H46ZM162 180V179H160ZM174 180H173V183H174ZM229 180V179H228ZM226 180V181H228ZM258 180V179H257ZM263 180V179H262ZM8 182V180H5L3 183L5 182ZM16 181V180H15ZM14 181V182H15ZM18 181V180H17ZM23 181V180H22ZM21 181V182H22ZM36 181V182H37ZM48 181V180H47ZM50 181V180H49ZM82 181V182H84ZM242 181V179H241ZM246 181V180H245ZM244 181V182H245ZM10 182L7 184V185H10ZM24 182V181H23ZM38 182H42V181H38ZM38 182L36 184H38ZM45 182V181H43ZM56 182V181H54ZM54 182H53V185H54ZM62 183V180L60 179V181ZM58 182V183H59ZM69 182V181H68ZM159 182V181H158ZM172 182V181H171ZM174 184V188H172V183H171V188L174 189V192L172 191V189L169 188L171 190V192H173V194L175 193V196L180 199V200H184L186 202V205H188V211L189 209H191L193 212L194 210L197 209L198 206H196V202L194 199V197H192V194L191 195H185L182 191V189L184 187H182L181 189V186L180 184L182 185L183 183H179L177 182ZM182 182V181H181ZM251 182V181H250ZM257 182V181H256ZM260 182V181H259ZM263 182V181H262ZM27 183V182H26ZM33 183V182H32ZM46 183V182H45ZM63 183H64V180H63ZM161 183V182H160ZM163 183V182H162ZM169 183V182H168ZM167 183V184H168ZM234 183V182H233ZM6 184V183H5ZM13 184V183H12ZM16 184V182L14 183V185ZM19 184V183H18ZM16 184V185H18ZM35 184V185H36ZM42 184V183H41ZM47 184V183H46ZM57 184V183H56ZM72 184V183H71ZM75 184V183H74ZM77 184V183H76ZM166 184V182H165ZM164 184V186H165ZM184 184L186 185V183L184 182ZM183 184V185H184ZM230 184V183H229ZM258 184V183H257ZM1 185H4V184H1ZM0 185V264H92L91 262H89L87 260V258L85 257V254L87 256V253L89 252H85L83 253L82 252V244L80 245V241L78 242L77 239H79V237L77 238V233L73 234V235H76V241H73L72 243L69 244L70 240H72V237H71V234L69 235L71 239H69V242L67 244L66 247L64 246H61V248L59 247L60 246V243L58 244L57 243V240L58 239H55L56 238V235H58V233L60 232L58 230V227L60 228V225H55L57 222H54V221H57V218L56 217H52V211L53 209L51 208L52 206H50V208L52 209L50 212L46 209L45 211V204L43 207H41L39 205H32L31 207L28 206L30 203H28V196H26L25 193V198H27V200L24 201V197L22 198L24 203H28L27 205H24L21 204V206H19L20 202L19 203H16V200L15 198L13 199V196L11 195L12 193H16L14 192L15 190H19L18 188H15L16 185H10L11 187L10 188H13L12 186H14L13 189H15L14 191H12V193L8 192L9 190H13V189H8V190H4L5 186H1ZM29 185V184H28ZM32 185V184H31ZM40 185V184H39ZM38 185V186H39ZM51 185V184H50ZM60 185V183H59ZM63 185V184H61ZM111 185V184H110ZM162 185V184H161ZM253 185V183H252ZM261 185V184H260ZM33 186V185H32ZM37 186V187H38ZM41 186V185H40ZM44 186V185H43ZM52 186V185H51ZM55 186V185H54ZM71 186V185H70ZM75 186V185H74ZM247 186V185H246ZM36 187V186H35ZM34 187V188H35ZM53 187V186H52ZM59 187V186H58ZM4 188V189H3ZM21 188V187H20ZM76 188V187H75ZM166 188V186H165ZM194 188V187H193ZM213 188V187H212ZM241 188V187H240ZM7 189V188H6ZM23 189V187H22ZM28 189V188H26ZM38 190H35V191H39V187L36 188ZM54 189V188H53ZM61 189V188H59ZM72 189V188H71ZM74 189V188H73ZM189 189V188H188ZM225 189V188H224ZM261 189V188H260ZM24 190V189H23ZM44 190V189H43ZM49 190V189H48ZM56 190H58L57 188V185H56ZM191 190V189H190ZM189 190V191H190ZM195 189H193L194 191ZM216 190V189H214ZM222 190V189H221ZM263 190V189H261ZM25 191V190H24ZM59 191V190H58ZM73 191V190H72ZM168 191V190H167ZM212 191V189H211ZM225 191V190H224ZM241 191V190H240ZM248 191V190H247ZM254 191V190H253ZM56 192V191H55ZM69 192V190H68ZM191 192V191H190ZM196 192V191H194ZM260 192V191H259ZM36 193V192H35ZM47 193H49L47 191ZM72 193V192H71ZM186 193V191H185ZM221 193H224V192H221L220 191V194ZM236 193V192H235ZM239 193V191H238ZM237 193V194H238ZM243 193V192H242ZM241 192L239 194H242ZM256 193V192H255ZM18 194L20 195V192H18ZM22 194V192H21ZM29 194V193H28ZM39 194V192H38ZM43 193H41L42 195ZM53 194V193H52ZM232 194V193H231ZM245 194V193H244ZM258 194V192H257ZM256 194L257 198H258V195ZM261 194V193H260ZM19 195H16V196H19ZM34 195V194H33ZM40 195V196H41ZM73 195V194H71ZM77 195V194H75ZM83 195V193H82ZM95 195V194H94ZM185 195V196H184ZM226 195H228L226 193ZM234 195V194H233ZM236 195V194H235ZM243 195V194H242ZM242 195H237L239 196H242ZM15 196V195H14ZM22 195H20L18 197V200L19 198L21 197ZM31 197V195H29ZM37 195H35L34 197H36ZM63 196V195H62ZM106 196V195H105ZM174 196V195H173ZM232 196V195H231ZM237 196H234L233 198H236ZM251 196V195H250ZM254 196V195H253ZM252 196V197H253ZM260 196V195H259ZM263 196V195H262ZM34 197L33 199L31 200L30 198V201H33L34 204L36 202V200H34ZM39 197V196H37ZM47 197V196H46ZM196 197V195H195ZM245 197V195H244ZM42 198V197H41ZM39 198V199H41ZM57 198V197H56ZM63 198V197H62ZM66 198V197H65ZM197 198H199L197 196ZM238 198V197H237ZM251 198V197H250ZM250 198L248 199L250 201ZM256 198V197H254ZM38 199V198H37ZM43 199H44V196H43ZM47 199V198H46ZM67 199V198H66ZM70 199V197H69ZM80 199V198H78ZM176 199V198H175ZM177 199V201H178ZM202 199V198H201ZM227 199V198H226ZM230 199V198H229ZM244 199V198H243ZM21 200V199H20ZM45 200V199H44ZM49 200V199H48ZM64 200V199H63ZM81 200V199H80ZM178 201V202H181V201ZM239 200V199H238ZM242 200V198L240 199V201ZM253 200V198H252ZM260 200V198H259ZM22 201V200H21ZM27 201V202H26ZM29 201V202H30ZM41 201V200H40ZM43 201V200H42ZM46 201V200H45ZM54 201V200H53ZM65 201V200H64ZM76 201V199H75ZM121 201V200H120ZM183 201V202H184ZM247 201V200H246ZM247 201V203L249 202ZM256 201V199H255ZM255 201H254V204H255ZM31 202V203H33ZM39 202V201H37ZM36 202V204H37ZM44 202V201H43ZM42 202V203H43ZM80 202V201H78ZM181 202V203H183ZM184 202V204H185ZM199 202V201H198ZM238 202V203H237ZM234 205L230 206V208L232 207V212H228V213H232L233 217L237 218V221H238V224H239V221L241 224V228L244 226L243 230L245 229L246 231H243V232H246L248 233V231L256 238V243L258 242L260 247L262 248V253L264 255V212L261 211L259 208H263L264 210V205H261V202L259 203V208L258 206H255L254 204H252V201H251V204H241L239 203V201H237ZM259 202V201H258ZM2 203H4V205H2ZM46 203V202H44ZM67 203V205L69 204V202H65ZM71 204H74L72 202H70ZM180 203V204H181ZM228 203V202H227ZM257 203V201H256ZM19 204V205H17ZM48 204H51V203H48ZM53 204V203H52ZM77 204V203H76ZM31 205V204H30ZM47 205V203H46ZM59 205V204H58ZM65 206L66 207H69L68 206ZM119 205V204H118ZM179 205V204H178ZM197 205H199V203H197ZM216 205V204H215ZM224 205V204H223ZM229 205L230 202H229ZM28 206V207H27ZM48 206V208H49ZM73 206V205H72ZM76 206V205H75ZM196 206V207H195ZM225 206V205H224ZM30 207V208H29ZM46 207V206H45ZM55 207V206H54ZM53 207V208H54ZM77 207V206H76ZM73 208V209H76ZM185 207V206H184ZM58 208V207H57ZM63 208V207H62ZM196 208V209H195ZM201 208V207H200ZM203 208V207H202ZM209 208V207H208ZM55 209V208H54ZM111 209V208H110ZM113 209V208H112ZM186 209V208H185ZM210 209V208H209ZM228 209V208H227ZM50 210V209H49ZM57 210V209H56ZM62 210V209H61ZM64 210V209H63ZM72 210V207L71 209ZM201 210V209H200ZM199 210V211H200ZM208 210V209H207ZM230 209L228 211H231ZM50 214H48V212ZM55 211V210H54ZM59 211V210H58ZM68 211H69V208H68ZM73 211V210H72ZM187 211V209H186ZM187 211V212H188ZM198 211V212H199ZM205 211V210H204ZM213 211V210H212ZM215 211V210H214ZM213 211V212H214ZM218 211V210H217ZM58 215V212L55 211ZM54 212V213H55ZM67 212V211H66ZM190 212V211H189ZM197 212V210H196ZM203 212V210H202ZM47 213V214H46ZM62 215L60 216H63V213L64 212H61ZM70 213V212H68ZM216 213V212H215ZM214 213V214H215ZM46 214V215H45ZM191 214V213H190ZM193 215H197V213H192ZM200 214V212H199ZM204 214V213H202ZM200 215L201 218L203 215ZM207 214V213H205ZM211 214V213H210ZM209 212H208V216L210 215ZM219 214V213H218ZM48 215V216H47ZM51 217H50V216ZM54 215V214H53ZM56 215V216H57ZM76 215V214H75ZM213 215V213H212ZM231 215V216H232ZM235 215V216H234ZM55 216V215H54ZM59 216V215H58ZM57 216V217H58ZM59 216V217H60ZM77 216V215H76ZM90 216V215H89ZM109 216V215H108ZM195 216H193L195 218ZM205 216V215H204ZM203 216V217H204ZM211 216V215H210ZM217 215H215L214 217L212 218H216ZM47 217H50L51 220H49ZM58 217V219H59ZM66 217V215L64 216ZM69 217V216H67ZM199 217V216H198ZM52 218H55L53 219V222H54V225L53 226H56L57 230H58V233L57 232H54V231H57L55 228V230H53V226L51 224L48 223V220L51 221L52 223ZM71 218V217H70ZM191 218V217H190ZM200 218V217H199ZM206 218V217H205ZM204 218V220H206ZM209 218V217H208ZM212 218H209V220ZM234 218V219H235ZM65 219V218H64ZM192 219V218H191ZM196 219H198L196 217ZM195 219V220H196ZM219 219V218H217ZM216 219V221H217ZM68 220V219H67ZM203 220V221H204ZM209 220L207 221L206 220V223L209 222ZM210 220V221H211ZM236 220V219H235ZM69 221V220H68ZM199 221V219H198ZM214 221V220H213ZM211 221V223L213 222ZM219 221V220H218ZM217 221V223H219ZM221 221V220H220ZM236 221V222H237ZM58 222H60L58 220ZM66 222V220L64 221ZM120 222V221H119ZM205 222V221H204ZM203 222V223H204ZM61 223V222H60ZM70 223V222H69ZM68 223V224H69ZM73 223V222H72ZM196 223V222H195ZM210 223V222H209ZM214 223V222H213ZM212 223V224H213ZM217 223H214L216 226L218 225ZM63 224V223H62ZM66 223H64L65 225ZM211 224V225H212ZM213 224V225H214ZM227 224V223H226ZM71 225V224H70ZM73 225V224H72ZM71 225V227H72ZM207 225V224H206ZM212 225V226H213ZM214 225V226H215ZM243 225V226H242ZM215 226V230L216 229H219ZM219 226V225H218ZM223 226H227V225H223ZM221 225V229L220 230H225L224 228L222 229L223 227ZM231 226V225H229ZM203 227V226H202ZM205 227V226H204ZM228 227V226H227ZM233 228V226H231ZM63 228V227H62ZM67 228V227H66ZM75 228V227H74ZM72 228V229H74ZM123 228V227H122ZM199 228V226H198ZM214 228V227H213ZM212 228V230H213ZM231 228V229H232ZM238 228V227H237ZM86 229V227H85ZM201 229V228H200ZM210 229V227H209ZM229 229V227H228ZM61 230V228H60ZM71 230V229H70ZM69 230V231H70ZM205 230V229H204ZM215 230H213L214 232H216ZM227 230V229H226ZM234 230V229H233ZM237 230V229H235ZM234 230V231H235ZM240 230V229H239ZM77 231V230H76ZM128 231V230H127ZM211 231V229H210ZM219 231V230H218ZM228 231V230H227ZM230 231V230H229ZM67 232V231H66ZM72 232V231H71ZM85 232V231H84ZM199 232V230H198ZM214 232H211L213 233L212 235L216 234ZM222 232V231H221ZM242 232V231H241ZM242 232V233H243ZM57 233V234H55ZM83 233V232H82ZM87 233V232H86ZM96 233V232H95ZM115 233V232H114ZM201 233V232H199ZM205 233V232H204ZM207 233V231H206ZM220 233V231L218 232V234ZM231 233V231H230ZM229 233V234H230ZM234 233L235 235V232H232ZM60 234V233H59ZM209 234V233H208ZM228 234V233H227ZM251 234H249V236H251ZM72 235V236H73ZM217 235V234H216ZM226 235V234H225ZM240 234H238L239 236ZM242 235V234H241ZM59 236V235H58ZM67 236V235H66ZM80 236V235H78ZM120 236V235H119ZM208 236V235H207ZM219 237L221 235H218ZM217 236V238L219 239V237ZM231 235H229L230 237ZM236 236V235H235ZM234 236V237H235ZM238 236H236L237 238H239ZM253 236H251L250 238H252ZM65 237V236H64ZM198 237V236H197ZM212 237V236H211ZM216 237V236H215ZM233 237V236H231ZM244 237V236H243ZM142 238H143V235H142ZM208 238V237H207ZM242 238V237H241ZM60 239V238H59ZM74 239V237H73ZM85 239V238H84ZM246 239V237H245ZM253 239V238H252ZM61 240V239H60ZM198 240L201 241V237L200 239L198 238ZM217 240V239H216ZM220 241L217 242L218 243V246L215 247V243H213L214 247L211 248L209 247V245L211 246V244H207L206 246H208V248L203 245L204 242L202 243L198 241V243H202V245L205 247L204 248V253H202L201 256L205 257L206 259H204V261L209 264H256V260L258 259L254 256V258H256L254 260L253 257H251L250 255H247V257L249 256V258H247V260H245L243 258H241L242 260H240V257H239V254H238V250L237 249V246L235 244V239H234V242L232 241L231 238H228V237H222V239H219ZM242 240V239H240ZM239 240V241H240ZM250 240V239H249ZM255 240V239H254ZM59 241V240H58ZM218 241V240H217ZM245 241V240H244ZM243 241V242H244ZM61 242V241H60ZM85 242V241H84ZM87 242V241H86ZM210 242V241H209ZM237 242V241H236ZM241 242V243H243ZM54 243L55 244H58L57 247L54 246ZM81 243H83L81 241ZM191 243V242H190ZM194 243V242H192ZM197 243V242H196ZM212 243V241H211ZM246 243V242H245ZM248 243V242H247ZM239 244V243H237ZM254 244V242H253ZM201 245V246H202ZM212 245V246H213ZM255 245V244H254ZM85 246V245H84ZM131 246V245H130ZM199 246V244H198ZM199 246V247H201ZM250 246V245H249ZM249 246H246L247 248ZM88 247V246H87ZM86 247V248H87ZM239 247V245H238ZM111 248V246H110ZM166 248V247H165ZM198 248V247H196ZM195 248V249H196ZM254 248V246L252 247ZM251 248V249H252ZM84 249V248H83ZM95 249V247H94ZM157 249V248H156ZM250 249V248H249ZM249 249H247L249 251ZM260 249V248H259ZM176 250V249H175ZM198 250V249H197ZM196 250V251H197ZM242 250V249H241ZM240 250V251H241ZM253 250V249H252ZM251 250V252H252ZM116 251V250H115ZM157 251V250H156ZM172 251V250H171ZM239 251V252H240ZM246 251V249H245ZM259 252V250H257ZM42 253V254H39V253ZM94 252V251H93ZM92 252V254H93ZM100 252V251H99ZM131 252V251H130ZM161 252V251H160ZM198 252V251H197ZM196 252V253H197ZM201 252H203L202 248H201ZM250 252V253H251ZM255 252V251H253ZM261 252V251H260ZM259 252V253H260ZM132 253V252H131ZM159 253V252H158ZM193 253V252H191ZM193 253L194 255L197 256V254L199 253ZM261 253V255H262ZM91 254V252L89 253ZM95 254V253H94ZM201 254V253H200ZM204 254V255H203ZM243 255V251L242 253L240 252V255ZM248 254V253H246ZM245 254V255H246ZM258 254V253H257ZM99 255V253H98ZM161 255V254H160ZM259 255V254H258ZM260 255V256H261ZM262 255V256H263ZM89 256V255H88ZM157 256V255H156ZM163 256V255H162ZM193 256V255H192ZM194 256V257H196ZM94 257V256H93ZM97 257V256H96ZM100 257V256H99ZM91 258V257H90ZM158 258V257H157ZM261 258V257H260ZM93 259V258H92ZM163 259V258H162ZM161 259V260H162ZM192 259V258H191ZM197 259V257H196ZM201 257L199 258V261ZM203 259V258H202ZM244 259V261H243ZM263 259H264V256H263ZM130 260V259H129ZM149 260V259H148ZM151 260V259H150ZM159 260V259H158ZM195 260V259H194ZM193 260V261H194ZM98 261V260H97ZM97 261L95 262V264L97 263ZM100 261V260H99ZM166 261V260H165ZM170 261V260H169ZM197 261V260H196ZM261 261V260H260ZM260 261H258L260 263ZM121 262V261H120ZM204 262V263H205ZM93 263H94V260H93ZM148 263V262H147ZM159 263V262H157ZM167 263V262H166ZM196 263V262H195ZM207 263V264H208ZM262 263V261H261ZM101 264V262L99 263ZM165 264V263H164ZM197 264V263H196ZM200 264V263H199Z\"/></svg>",
    "mask_w": 264,
    "mask_h": 264
}]
</instances>
